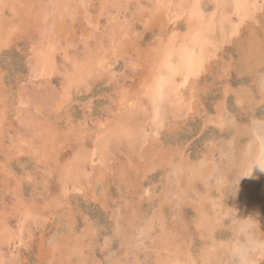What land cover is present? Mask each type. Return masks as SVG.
Masks as SVG:
<instances>
[{
	"label": "rangeland",
	"instance_id": "obj_1",
	"mask_svg": "<svg viewBox=\"0 0 264 264\" xmlns=\"http://www.w3.org/2000/svg\"><path fill=\"white\" fill-rule=\"evenodd\" d=\"M15 1L0 0V264H202L204 252L234 264L228 243L247 240L231 232L239 184L231 154L221 153L235 127L245 135L252 118L264 123V0L245 22L230 6L215 10L222 0H203L204 23H213L204 26L211 37L203 67L185 87L177 78L174 94L185 97L161 120H153L149 88L160 56L190 38L186 0ZM44 34L52 56L45 74L34 64ZM254 41L259 63L247 56ZM219 107L233 118L229 130L210 122ZM212 143L223 147L213 156L221 185L206 169L183 174Z\"/></svg>",
	"mask_w": 264,
	"mask_h": 264
},
{
	"label": "bare ground",
	"instance_id": "obj_2",
	"mask_svg": "<svg viewBox=\"0 0 264 264\" xmlns=\"http://www.w3.org/2000/svg\"><path fill=\"white\" fill-rule=\"evenodd\" d=\"M15 1V0H14ZM67 1V2H66ZM65 2L68 3V0H66ZM76 1V0H74ZM169 2V0H167ZM175 1V0H174ZM180 1V0H179ZM188 9H184V13L188 14L189 20L191 22H189V32H188V36L190 37L189 40H187L184 44V47H180V48H167L165 50V52L160 56L161 57V64L159 67V70L156 73V76L153 79V83L152 86H150L149 88V97H150V101L152 103V106L154 107V118L153 120H161L162 115H164V119H165V114L166 112L169 110V107H171L170 103L172 104V106L174 107H178V103H181L182 101V97L184 95L178 96L176 94H174V90H179L180 88L178 87H182L180 85H177V78L181 77L183 79V83L182 85H184V83H188V81L191 79V77L196 76L199 72L200 69L203 67V62L205 61V57H206V50H207V41L208 39L211 37L209 36L208 32H210V30L205 29V25L207 27L213 25V23L205 20H203L204 15V9L203 7V0H193L192 2H190V0H186ZM16 2V1H15ZM14 2V3H15ZM53 1H51L52 3ZM64 2V3H65ZM19 3V0H18ZM38 3V2H37ZM54 3V2H53ZM56 3V2H55ZM54 3V4H55ZM192 3V4H191ZM209 4V2H207ZM224 7H223V5ZM16 4V3H15ZM13 4V5H15ZM20 4V3H19ZM22 4V1H21ZM50 4V3H49ZM180 4V3H179ZM191 4V5H190ZM213 4V3H212ZM259 4V0H222L219 3L218 2H214V9H220L222 7V10L224 8H226V6H230L233 9V12L239 16V18L241 20H243V22L246 21V19L252 18L253 17V13L257 10V5ZM18 5V4H17ZM183 4L179 5L182 7ZM19 6V5H18ZM56 6V5H55ZM69 6V4H68ZM115 6V5H114ZM186 6V5H185ZM26 7V6H25ZM32 7V6H31ZM62 7V6H61ZM39 8V7H38ZM52 8V7H51ZM180 8V7H179ZM179 8L177 10H179ZM207 8V7H205ZM15 9V8H14ZM17 9V8H16ZM23 9V8H22ZM44 9V8H43ZM175 9V8H174ZM26 10V9H24ZM29 10V9H27ZM50 10V9H49ZM52 10V9H51ZM66 10V9H65ZM90 10V9H89ZM208 10V9H207ZM206 10V11H207ZM24 12V11H23ZM27 12V11H26ZM51 12V11H50ZM67 12V11H66ZM232 12V13H233ZM20 13V11H19ZM47 12H45L46 14ZM65 13V12H63ZM172 13V12H171ZM259 13V12H258ZM14 14V13H13ZM24 14V13H23ZM43 14V13H42ZM51 14V13H50ZM92 14V13H91ZM17 15V14H16ZM15 15V16H16ZM25 15V14H24ZM40 15V14H39ZM47 15V14H46ZM64 15V14H62ZM160 15V13H159ZM169 15V14H168ZM171 15V14H170ZM169 15V16H170ZM256 15V14H255ZM26 16V15H25ZM51 16V15H50ZM23 18V17H22ZM21 18V19H22ZM205 18V17H204ZM237 18V17H236ZM20 19V18H19ZM42 19V18H40ZM45 19V18H43ZM171 19V18H170ZM175 19V17H174ZM256 19V17H255ZM53 20V19H52ZM117 20V19H116ZM188 20V21H189ZM47 21V20H46ZM177 21V20H176ZM239 21V20H238ZM22 22V21H21ZM39 22V21H38ZM41 22V21H40ZM50 22V20H49ZM53 23V21H51ZM57 22V21H56ZM55 22V23H56ZM171 22V21H169ZM173 22V21H172ZM249 22V21H248ZM258 22V21H257ZM42 23V22H41ZM179 23V21L177 22ZM176 23V24H177ZM38 24V23H37ZM49 24V23H48ZM169 24V23H168ZM171 24V23H170ZM174 24V23H173ZM185 24V23H184ZM19 25V24H18ZM34 25V24H33ZM36 25V24H35ZM40 25V24H39ZM42 25V24H41ZM15 26V25H14ZM10 28V27H9ZM48 28V27H47ZM58 28V27H55ZM179 28V27H178ZM240 28V26H239ZM35 29V28H34ZM226 29V28H225ZM233 29V28H232ZM241 29V28H240ZM186 30V28H185ZM237 30V29H236ZM208 31V32H207ZM238 31V30H237ZM185 32V31H184ZM52 33V32H51ZM112 33V32H111ZM43 34V32H42ZM45 35V34H44ZM49 35H45L43 36L41 39L42 41V48L44 49V51L40 52V55L37 57L36 55V60L34 61L35 64V69H38L39 71H44L43 73L45 74L47 72V70L50 72V67H52V56L46 52V49H49L51 46V43L48 42L49 41ZM51 36V34H50ZM57 36V35H56ZM113 36V35H112ZM113 38V37H112ZM37 39V38H36ZM229 39V38H228ZM38 40V39H37ZM60 40V39H59ZM186 40V39H185ZM2 40H0L1 42ZM38 42V41H37ZM169 43V42H168ZM233 44V43H232ZM9 45V44H8ZM38 48V47H37ZM156 49V48H155ZM154 49V51H155ZM51 50V49H50ZM261 50V46L259 44H257V42H253L252 45L249 48V54H247V56L251 55V58L254 60V62H260L263 60V55L259 52ZM245 52V51H243ZM34 54V53H33ZM35 56V55H34ZM246 56H244L245 58ZM250 58V57H249ZM243 59V58H242ZM246 59H248L246 57ZM245 62V60H244ZM249 64V63H248ZM257 64V63H256ZM245 65V63H244ZM206 66V65H205ZM49 68V69H48ZM52 69V68H51ZM207 69V68H206ZM242 69V68H241ZM38 71V72H39ZM30 74V73H29ZM51 74V73H50ZM193 81V80H192ZM195 81V80H194ZM181 82V81H180ZM194 83V82H193ZM197 83V82H196ZM188 85V84H187ZM186 85H184L185 87ZM192 86V85H191ZM259 90V87L257 88ZM261 89V96H264V85L260 86ZM80 90V89H79ZM78 92V91H77ZM81 92V91H80ZM198 92V91H197ZM190 93V92H189ZM260 96V97H261ZM185 97V96H184ZM238 97V96H237ZM256 97V96H255ZM186 99V98H185ZM197 99V98H196ZM247 99H249V96L247 97ZM257 99V97H256ZM243 102H246V98L244 97V99L242 98ZM20 102V101H19ZM168 102L169 104L165 103ZM242 102V103H243ZM21 103V102H20ZM165 103V106H164ZM194 104V102H193ZM224 104V103H223ZM251 106V105H250ZM225 107V106H224ZM224 107H219L218 108V113L216 118H211V123L215 124V126H217L220 130H229L231 127H234L232 123L233 122V118L231 120H229V116L227 117L225 115V110ZM241 107V106H240ZM243 107V106H242ZM248 107V105L246 106ZM152 109V108H151ZM170 112V111H169ZM168 112V113H169ZM179 112V111H178ZM228 112V111H227ZM215 113V114H216ZM172 114V113H171ZM189 114V113H188ZM191 114V113H190ZM189 114V115H190ZM29 115V114H28ZM126 115V114H124ZM177 115V114H176ZM136 116V115H135ZM147 116V115H146ZM153 116V114H152ZM172 116V115H171ZM23 117V116H22ZM123 117V115H122ZM129 117V115H128ZM138 117V116H137ZM145 117V114H144ZM167 117V116H166ZM170 117V116H168ZM183 117V116H182ZM32 118V117H31ZM125 118V117H124ZM127 118V116H126ZM130 118V117H129ZM121 119V118H120ZM1 120V119H0ZM23 120V119H22ZM27 120V119H26ZM29 120V119H28ZM123 120V119H122ZM127 120V119H126ZM125 120V121H126ZM133 120V117H132ZM32 121V120H30ZM29 121V122H30ZM129 121V120H128ZM137 121H139L137 119ZM145 121V120H144ZM172 121V120H171ZM2 122V121H1ZM22 122V121H21ZM26 122V121H25ZM119 122H123V121H119ZM140 122V121H139ZM142 122V120H141ZM154 122V121H153ZM164 122V121H163ZM209 122V121H208ZM207 122V123H208ZM228 122L229 125L227 124ZM31 123V122H30ZM127 123V122H125ZM151 123V122H149ZM155 123V122H154ZM162 123V122H160ZM25 124V123H24ZM143 124V122H142ZM158 124V123H157ZM176 124V123H175ZM28 125V124H27ZM127 125V124H126ZM128 125L130 126V124L128 123ZM156 125V124H155ZM162 125H164L162 123ZM238 125V124H237ZM38 126V125H37ZM46 126V125H45ZM141 126V124H140ZM158 126V125H157ZM239 126V125H238ZM247 126V125H246ZM22 127V126H21ZM31 127V126H30ZM138 127V125H137ZM146 127V126H145ZM150 127V126H149ZM148 127V128H149ZM172 127V126H171ZM230 127V128H229ZM242 127V126H241ZM132 128V127H131ZM143 128V127H142ZM161 128V127H160ZM159 128V129H160ZM1 129V128H0ZM33 129V128H32ZM39 129V128H38ZM155 129V128H154ZM167 129V128H166ZM147 130V129H146ZM165 130V129H164ZM171 130V129H170ZM133 131V130H132ZM157 131V129H156ZM162 131V130H161ZM245 131V130H244ZM48 132V131H47ZM224 132V131H223ZM41 133V132H38ZM56 133V132H55ZM114 133V131H113ZM132 132H130L131 134ZM230 133V132H229ZM234 133L235 135L232 137V141H231V146L229 149H227L226 151H223V147H221L220 145L217 144H213L210 145L206 152H205V157L202 156V160L200 161V163H196L194 164V167H188L185 172L188 174H186V176L190 175V171H192V176L193 175H197L199 174L202 170L201 169H206L205 171H207L205 173V176L207 178H209L210 176H214L216 177V179L219 181V185L223 184L226 181V176L223 174L222 170L220 171V163L216 161L213 156L215 155V151H219L223 156H227L230 157L228 155L231 154L230 159L228 160V164H231V168L234 166L236 168V174H237V182L239 184V199H237V201L234 203L235 207L234 209V213L236 212V216L233 218V220L235 221L234 226L231 228V232L233 234V236H243L245 237V239L247 240L246 242L240 241L239 240V244L237 243H228V246L230 248V253L228 254L229 256L232 255L234 251H238L241 247L245 246L246 244H250L256 241H264V213H261L260 210V204H262L264 202V184L261 182L264 180V171H262L259 166L257 167H253L254 161H256L257 159L264 157V123L259 122V120L254 117L251 119V125L248 127L247 132H245V135L242 134L241 129H238L235 127L234 129ZM112 134V133H111ZM152 135H154L152 133ZM35 136V135H34ZM136 136V135H135ZM134 136V137H135ZM246 136L247 137V141L244 144L243 147H239L238 143L240 144V140L242 139V137ZM132 137V135H131ZM137 137V136H136ZM135 137V140H136ZM20 138V137H19ZM111 136V140H114V138ZM15 139V138H14ZM120 139V138H119ZM117 139V140H119ZM124 139V138H123ZM132 139V138H131ZM244 139V138H243ZM19 140V139H18ZM29 140V139H28ZM116 140V141H117ZM127 140V139H125ZM134 140V138L132 139ZM25 141V139H24ZM104 141V140H103ZM128 141V140H127ZM154 141V140H153ZM19 142V141H18ZM100 142V141H99ZM102 142V141H101ZM100 142V143H101ZM118 142V141H117ZM152 142V141H151ZM13 143V142H12ZM23 143V142H22ZM27 143V142H26ZM104 143V142H103ZM120 143V141H119ZM147 143V142H145ZM107 144V143H106ZM111 144H113L111 142ZM152 144V143H151ZM154 144V143H153ZM219 144V143H218ZM11 145V144H10ZM104 145V144H103ZM12 146V145H11ZM102 146V145H101ZM144 146V145H143ZM208 146V145H206ZM30 147V146H29ZM104 148V146H102ZM120 147V146H119ZM145 147V146H144ZM142 147V148H144ZM227 147V146H226ZM99 148V147H98ZM97 148V149H98ZM136 148V147H135ZM12 149V148H11ZM31 149V148H30ZM111 151V148H109ZM117 149V148H116ZM22 150H24V148H22ZM143 150V149H142ZM100 151V150H99ZM102 151H104L102 149ZM114 151V150H113ZM112 151V152H113ZM153 151V150H152ZM82 152V151H81ZM109 152V151H108ZM107 152V153H108ZM227 152V153H225ZM105 152H103L104 154ZM111 152H109L110 154ZM8 154V153H7ZM180 154V153H179ZM94 155V154H93ZM96 155V154H95ZM112 155V154H110ZM109 155V156H110ZM107 156V155H106ZM113 156V155H112ZM162 156V155H161ZM180 157V156H179ZM184 157V156H183ZM88 158V157H87ZM85 158V159H87ZM100 158V157H99ZM103 158V157H102ZM107 158V157H106ZM109 158V157H108ZM138 158V157H137ZM185 158V157H184ZM82 159V158H81ZM92 159V158H91ZM139 159V158H138ZM181 159V158H180ZM83 160V159H82ZM101 160V159H100ZM103 160V159H102ZM109 159H107L108 161ZM183 160V159H182ZM99 161V160H98ZM103 162V161H102ZM105 162V160H104ZM150 162V161H149ZM178 162V161H177ZM181 162V161H180ZM187 162V161H186ZM227 162V161H226ZM225 162V163H226ZM175 163V162H174ZM84 165V164H83ZM108 165V164H106ZM160 165V164H159ZM163 165V164H162ZM161 165V166H162ZM186 163L184 162V165L181 163L182 167H186ZM80 166V165H79ZM104 167V166H103ZM101 166V168H103ZM180 167V165H179ZM180 167V168H182ZM227 167V166H226ZM148 169V168H147ZM100 170V169H99ZM105 170V169H104ZM107 170V169H106ZM188 170V171H187ZM232 171V169H231ZM99 172V171H98ZM105 172V171H104ZM102 173V172H99ZM177 173V171H176ZM179 173V172H178ZM231 174H233V172H231ZM106 175V174H105ZM96 176V175H95ZM102 176V175H101ZM140 176V175H139ZM167 176V175H166ZM170 176V174H169ZM175 176V175H174ZM173 176V177H174ZM229 176V175H228ZM100 178V177H99ZM98 178V179H99ZM106 178V177H105ZM190 178V177H189ZM44 179V178H43ZM97 179V180H98ZM139 179V178H138ZM178 179V178H177ZM200 179V177H199ZM228 179V178H227ZM230 179V177H229ZM232 179H235L234 177ZM231 179V180H232ZM102 180V178H101ZM106 180V179H105ZM169 180V178H168ZM188 180V179H187ZM167 181V180H166ZM189 181V180H188ZM205 181V180H204ZM233 181V180H232ZM236 181V180H235ZM91 182V181H90ZM98 182V181H97ZM103 182V181H102ZM106 182V181H105ZM104 182V183H105ZM169 182V181H168ZM185 182V181H184ZM89 183V182H87ZM175 183V181H174ZM179 183V182H178ZM205 183V182H204ZM207 183V182H206ZM99 184V183H98ZM171 184V182H170ZM173 184V183H172ZM211 184V183H210ZM216 183H214L215 185ZM237 184V185H238ZM77 185V184H76ZM164 185V184H163ZM189 185V183H188ZM205 185V184H204ZM209 185V184H207ZM187 186V185H186ZM169 187V186H167ZM218 187V186H217ZM221 187V186H220ZM82 188V187H81ZM176 188H179L178 185ZM188 188V187H187ZM207 188V187H206ZM219 188V187H218ZM237 188V189H238ZM216 189V188H214ZM213 189V190H214ZM221 189V188H220ZM78 190V189H77ZM176 190V189H175ZM181 190V189H180ZM219 190V189H217ZM226 190V189H225ZM173 191V189H172ZM182 191V190H181ZM231 191V189H230ZM146 192V191H145ZM154 192V190H153ZM176 192V191H175ZM211 192V191H210ZM236 192V191H235ZM149 193V192H148ZM163 193V192H162ZM223 193V192H222ZM143 194V193H142ZM211 194V193H210ZM89 195V194H88ZM147 195V194H146ZM153 195V194H152ZM151 195V196H152ZM163 195V194H162ZM169 195V194H168ZM212 195H214V193L212 192ZM227 195V192H226ZM164 196V195H163ZM170 196V195H169ZM222 196V195H221ZM220 196V197H221ZM235 196V195H233ZM227 197V196H226ZM163 198V197H162ZM165 198V196H164ZM163 198V199H164ZM168 198V197H167ZM171 198V196H170ZM183 198V197H182ZM214 198V197H213ZM166 199V198H165ZM104 200V199H103ZM167 200V199H166ZM202 200V198H201ZM216 200V199H215ZM227 200V199H226ZM230 200V199H228ZM102 201V200H101ZM107 201V200H106ZM178 201V200H176ZM214 201L210 199V202ZM105 202V201H104ZM103 202V203H104ZM179 202V201H178ZM186 202V201H185ZM209 202V201H208ZM201 203V202H199ZM213 203V202H212ZM227 203V202H226ZM180 204V203H178ZM216 204V203H215ZM221 204V203H220ZM212 205V204H211ZM219 205V204H218ZM223 205V204H222ZM226 205V204H225ZM11 206V205H10ZM15 206V205H14ZM198 206V205H197ZM204 206V205H203ZM207 206V205H206ZM228 206V204H227ZM183 207V205L181 206ZM185 207V206H184ZM216 207V206H215ZM12 208V207H11ZM15 208V207H14ZM203 208V207H202ZM13 209V208H12ZM211 209V208H210ZM214 209V208H213ZM221 209V207L219 208V210ZM228 209V208H227ZM230 209V208H229ZM232 209V210H233ZM170 210V209H169ZM218 210V209H217ZM188 211V210H187ZM203 211V209H202ZM201 211V212H202ZM209 211V210H208ZM231 211V210H230ZM16 212V211H15ZM178 212V211H177ZM199 212V211H198ZM225 210L223 211L222 215L224 214ZM13 213V212H12ZM215 213V212H214ZM221 213V212H220ZM118 214V213H117ZM177 214V213H176ZM233 214V213H232ZM204 215V214H203ZM230 215V213H229ZM121 216V215H119ZM206 216H210V215H206ZM212 216V215H211ZM225 216V214L223 215ZM227 216V215H226ZM232 216V215H231ZM205 218V217H204ZM212 218L216 219V216L214 215ZM250 218V222L245 225L242 223L243 219H247ZM119 219V217H118ZM219 219V218H218ZM224 219V218H223ZM228 220V218L226 219ZM161 221V220H160ZM159 221L160 224H162ZM220 221V219H219ZM154 222V221H153ZM206 224V221H204ZM203 222V223H204ZM221 222V221H220ZM226 222V221H225ZM231 222V221H230ZM202 223V224H203ZM119 224V223H118ZM226 224V223H225ZM153 225V223H152ZM163 225V224H162ZM232 225V224H231ZM135 226V225H134ZM203 226V225H202ZM139 227V226H138ZM160 227V226H159ZM162 227V226H161ZM220 227V226H219ZM223 227V226H222ZM155 228V227H154ZM205 229V227H204ZM203 229V230H204ZM214 230V228H211ZM229 229V228H228ZM157 230V228H156ZM162 230V229H161ZM210 229H208L209 231ZM135 231V230H133ZM138 231V230H137ZM158 231V230H157ZM199 231V230H198ZM207 231V230H206ZM216 231V230H214ZM213 231V232H214ZM161 232V231H160ZM163 232V230H162ZM223 232V231H222ZM120 233V232H119ZM131 233V232H129ZM135 233V232H134ZM137 233V232H136ZM155 233V232H154ZM158 233V232H157ZM211 233V232H210ZM150 234V233H149ZM152 234V233H151ZM200 234V232H199ZM205 234V233H204ZM203 234V236H204ZM209 234V232H208ZM128 235V234H127ZM148 235V234H147ZM155 235V234H154ZM142 236V235H140ZM202 236V239H203ZM209 236V235H208ZM126 237V236H125ZM130 237V236H129ZM138 237V235H137ZM157 237V236H156ZM211 237V236H210ZM131 238V237H130ZM129 238V239H130ZM207 238V237H205ZM226 238V237H225ZM155 239V238H154ZM171 239V238H170ZM133 240V238H132ZM136 240V238L134 239ZM148 240V239H146ZM237 240V239H235ZM59 241V240H58ZM129 241V240H128ZM161 241V240H160ZM204 241V240H203ZM209 241V240H207ZM213 241V240H212ZM211 241V243H212ZM238 241V240H237ZM130 242V241H129ZM236 242V241H235ZM54 243V242H53ZM59 243V242H58ZM65 243V242H64ZM76 243V242H75ZM180 243V241H179ZM184 244V243H183ZM218 244V243H217ZM65 245V244H64ZM140 245V244H139ZM179 245V244H178ZM182 245V243H181ZM185 245V244H184ZM203 245V244H202ZM60 246V245H59ZM59 246H57V249L59 248ZM71 246V245H70ZM141 247V246H140ZM219 247V246H217ZM55 248V247H54ZM179 249V246L177 247ZM56 249V248H55ZM61 250V248H59ZM188 249V248H187ZM190 249V248H189ZM193 249V248H192ZM200 249V248H199ZM220 251V255L219 257L223 256V254L225 253V248L223 246H220L218 248ZM59 250L58 253H61ZM145 250V248H144ZM151 250V248H150ZM165 250V249H164ZM191 250V249H190ZM156 251V250H154ZM217 251V250H216ZM71 252V251H70ZM76 252V251H75ZM182 252V251H181ZM188 252V251H187ZM227 252V251H226ZM67 253V252H66ZM151 253V252H150ZM149 253L150 257L151 254ZM155 253V252H153ZM20 254V253H19ZM74 254V253H73ZM158 254V253H157ZM166 254V253H165ZM216 254V253H215ZM215 254H211V252L208 253H203L200 254L202 257L201 259L203 260L204 264H216V261L214 259V257L216 258V256H214ZM227 254V253H226ZM136 255V254H135ZM148 255V254H147ZM153 255V254H152ZM192 255V254H191ZM198 255V254H197ZM213 255L212 258H210V256ZM56 256V255H55ZM138 256V254H137ZM156 256V255H155ZM171 256V255H170ZM180 256V254H179ZM186 256H188L186 254ZM185 256V258H186ZM149 257V258H150ZM158 257V256H157ZM161 257V256H159ZM177 257V256H176ZM224 257V256H223ZM222 257V258H223ZM234 257V256H233ZM261 257H264V252H259L256 255V259L258 261V264L262 263L264 261V259H261ZM141 258V257H140ZM139 258V259H140ZM156 258V257H155ZM171 258H173L171 256ZM204 258V259H203ZM225 258V257H224ZM138 259V260H139ZM195 259V258H194ZM217 259H219L217 257ZM216 259V260H217ZM148 260V259H147ZM168 260V258H167ZM172 260V259H171ZM177 260V259H176ZM220 260V259H219ZM231 260V259H230ZM159 261V259H158ZM157 261V262H158ZM178 261V260H177ZM222 261V260H220ZM152 262V261H151ZM173 262V261H172ZM188 262V261H187ZM200 262V261H199ZM224 262V261H223ZM147 263V262H146ZM161 263V261H160ZM170 263V262H169ZM191 263V262H190ZM188 262V264H190ZM202 263V264H203ZM221 263V262H220ZM145 264V263H144ZM178 264V263H177ZM223 264V263H222ZM228 264V263H227ZM232 264V262H231Z\"/></svg>",
	"mask_w": 264,
	"mask_h": 264
},
{
	"label": "clouds",
	"instance_id": "obj_3",
	"mask_svg": "<svg viewBox=\"0 0 264 264\" xmlns=\"http://www.w3.org/2000/svg\"><path fill=\"white\" fill-rule=\"evenodd\" d=\"M264 171V157H261L254 161L253 167H257ZM250 222V218L243 219L242 223L247 225ZM259 252H264V241H256L250 244H246L238 251H234V264H258L256 255ZM264 259V257H261Z\"/></svg>",
	"mask_w": 264,
	"mask_h": 264
}]
</instances>
